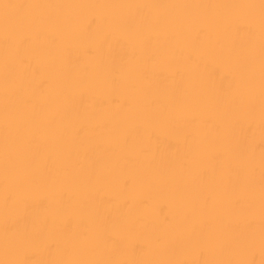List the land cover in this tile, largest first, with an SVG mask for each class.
<instances>
[{
	"label": "bare ground",
	"instance_id": "6f19581e",
	"mask_svg": "<svg viewBox=\"0 0 264 264\" xmlns=\"http://www.w3.org/2000/svg\"><path fill=\"white\" fill-rule=\"evenodd\" d=\"M0 264H264V0H0Z\"/></svg>",
	"mask_w": 264,
	"mask_h": 264
}]
</instances>
